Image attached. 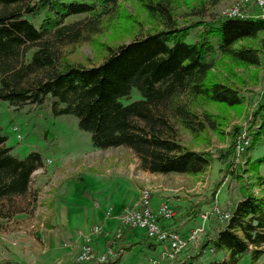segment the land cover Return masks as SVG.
<instances>
[{
	"label": "trees",
	"instance_id": "1",
	"mask_svg": "<svg viewBox=\"0 0 264 264\" xmlns=\"http://www.w3.org/2000/svg\"><path fill=\"white\" fill-rule=\"evenodd\" d=\"M135 1L149 20L146 27L138 19L122 26L127 15L119 14L118 0H0V100L14 109L25 107L26 113L43 108L52 116L72 115L90 134L93 148L126 147L138 168L149 173L195 176L213 159L220 160L223 178L207 200L190 204L185 216L193 219L203 204L212 203L224 178L228 192L236 188L240 197L226 207L229 216L217 218L197 250L177 264H239L246 255L250 264H264V150L255 158L249 156L264 143V103L252 112L251 138L237 163L232 146L211 152L179 140V127L192 135L221 132L208 112L193 106L197 99L229 108L242 105L237 85L244 84V74L226 66V76L217 79L210 70L222 57L232 65L257 67L259 49L241 41L259 37L264 18L219 16L206 21L205 5L220 0H189L187 13L194 18L179 24L172 13L174 0ZM117 14L121 20L113 26L123 35L112 45L102 43L104 56L95 63L69 61L68 47L88 43L119 19ZM38 15L40 21L34 25L30 19ZM73 15L81 17L69 19ZM132 89L139 98L123 104L120 99L128 98ZM5 141L0 127V225L15 223L18 214L26 220L32 217L38 187L31 186V173L44 160L39 150L19 157ZM53 215L54 207L43 221L45 230L53 227ZM36 230L31 234L39 239ZM142 234L133 242H109L116 252L122 251L109 263L118 264L123 253L142 243L152 249V239ZM205 249L213 255L200 259Z\"/></svg>",
	"mask_w": 264,
	"mask_h": 264
},
{
	"label": "rangeland",
	"instance_id": "2",
	"mask_svg": "<svg viewBox=\"0 0 264 264\" xmlns=\"http://www.w3.org/2000/svg\"><path fill=\"white\" fill-rule=\"evenodd\" d=\"M118 1L119 14L127 15H123L122 26L126 27L129 23L134 22L133 19L140 20L142 24H145V27L149 25L145 12L135 0ZM174 1L172 13L179 24H184L192 17L187 13L186 5L189 0ZM234 10L235 15H231ZM204 11L206 21L214 20L219 16L241 18L254 15L264 18V5L257 3L256 0H220L214 6L205 5ZM116 16L119 19L111 21L109 27L94 34L88 43L68 47L66 56L70 59L69 61L89 59L95 63L104 56L102 43L112 45L118 36L123 35H117L119 28L113 26L115 22L121 20L119 17L121 15L117 14ZM79 17L81 15H73L69 19ZM40 18V15L34 16L30 21L37 25ZM134 25L137 26V24ZM129 31L131 32V30ZM190 38L188 37V39ZM241 43H247L259 49L257 67H239L232 65L226 57H222L210 72L219 79V75L226 76L227 72L224 68L229 66L234 72L244 74V84L237 85V89L240 88L243 96L242 105L229 108L197 99L193 102V106L197 108L198 112H208L214 120V124L219 125L218 128L221 129V132L205 130L192 135L179 127L181 144L196 150L204 149L211 152L228 149L232 146L235 163L241 161V152L251 138L249 129L253 127L250 123L252 112L256 109L257 104L264 103V32L255 39L242 40ZM138 98L139 93L132 89L128 98H121L120 101L125 104ZM25 109V107L14 109L7 102L0 100V127L2 133L6 135L5 144L11 147V152L19 157L25 156L30 150H39L44 160L43 165L31 173V186H38L32 217L26 220L23 214H18L14 217L15 223L7 225V222V224L0 225V264H110L109 261L122 251L119 249L116 252L108 243L113 239L114 245L119 241L127 242L123 236H120L119 229L128 231V228H132L144 233L140 229L123 225L121 217L126 208L136 205L139 194L145 190L148 191L150 207L151 199L156 198L158 203L166 201L171 209L172 216L156 219L161 229L173 230L182 238H186L188 233L198 226L201 227V231L196 234L194 240L186 242L171 259L162 256L164 245L157 242L160 245L157 254L147 256L146 247L131 249V251L123 253V258L118 264H177L183 257L197 250L203 235L214 228L217 218L225 219L229 216L226 207L229 206L230 201L240 197L236 188L230 193L228 192L225 185L227 178H224L215 192L214 201L203 204L201 213L193 219H188L185 213L190 204L207 200L215 183L223 178V163L220 160L213 159L205 172L195 176L173 172L149 173L138 168L136 157L126 147L93 148L90 134L77 126L74 116H52L47 114L43 108L26 113ZM14 127L15 130H13ZM16 133L20 135L19 139H17ZM263 150L264 143H259L249 152V156L255 158L261 155ZM36 178L40 181L34 184ZM114 181L120 182L126 188L117 187V190L112 192ZM248 181L246 178L245 182L248 183ZM106 184H108L106 195L110 194L109 203H115L116 198L118 202H126L129 192L132 190L137 192L134 201L126 203L119 211L112 229L105 228L104 223L99 220L109 215L111 210L110 206L109 210L106 209L104 198L101 201L98 194L100 187ZM251 192L257 194L255 188L251 189ZM214 206L225 212V217L215 216L212 211ZM52 207L54 210L60 208V212L64 211L67 214L68 226L80 227L68 231L75 238L72 244H68L66 239L58 235L57 239L52 240L50 234L43 228L45 216L49 215ZM92 212L96 214V217L92 216ZM202 214L206 215L203 221L200 218ZM163 219L170 222L169 227L160 226L159 220ZM94 227H97L96 231H93ZM35 228H37L36 233H39V239H35L31 234ZM142 235H139V238ZM86 238L92 248L93 257L87 261H78L76 260L77 254ZM64 241L67 245L62 244ZM152 241L154 240L152 239ZM143 244L145 245V243ZM107 248H112L115 256L108 257L105 262H98L97 255L103 253ZM136 255L141 256L139 262L133 261L136 260L134 258ZM212 255L213 253L209 249H205L200 259L209 258ZM247 258L246 255L239 264H250ZM262 261L263 258L258 262Z\"/></svg>",
	"mask_w": 264,
	"mask_h": 264
},
{
	"label": "built area",
	"instance_id": "3",
	"mask_svg": "<svg viewBox=\"0 0 264 264\" xmlns=\"http://www.w3.org/2000/svg\"><path fill=\"white\" fill-rule=\"evenodd\" d=\"M257 3L264 5V0H256ZM235 15V10L233 14ZM15 130V127L13 128ZM17 139L20 138V135L16 133ZM48 162V161H47ZM148 191L145 190L139 194L136 205L133 207H128L124 210V213L121 217L123 225L134 227L143 231L149 238L153 239L156 242L163 243L164 252L162 256L166 259L173 258L174 254L178 252L188 241L195 239L196 234L201 231V227L198 226L193 228L186 238H182L177 232L173 230H164L161 229L156 219L158 217L169 218L172 216L171 209L166 201L160 202L155 208H151L149 205ZM215 216L225 217V212L220 211L217 206H214L212 209ZM201 220L203 221L206 218L205 214L200 215ZM97 227L93 228V231H96ZM92 248L88 243V239H84V244L81 246L76 260L78 261H87L93 257ZM115 252L112 248H107L103 253L97 255L96 259L98 262H105L108 257H114Z\"/></svg>",
	"mask_w": 264,
	"mask_h": 264
},
{
	"label": "crops",
	"instance_id": "4",
	"mask_svg": "<svg viewBox=\"0 0 264 264\" xmlns=\"http://www.w3.org/2000/svg\"><path fill=\"white\" fill-rule=\"evenodd\" d=\"M39 181H40V179L36 178L33 183L35 184V183H37ZM114 182L115 183H114V187H113L112 192L116 191L117 187H122L123 189L126 188L124 185H121L120 182H118V181H114ZM107 186H108V184H106L103 187H100L101 189L98 191V194L100 196L101 201L104 198V203L106 204L105 205L106 209L109 210L108 208L110 206L111 210H110L109 215L105 216L104 219H99V220L104 223L105 228L112 229L114 227V223L116 222V218H117V215H118L119 211L122 210L123 206L126 203L134 201V199L137 196V192L135 190H132V192H129L128 196H127L128 201H126V202H123V203L122 202H118V199L116 198L117 201L115 203H109L108 201H109L110 194L106 195ZM34 187H38V186H34ZM85 195L87 196V192H86ZM131 197H132V199H131ZM158 202L159 201H157L156 198L151 199V201H150L151 207L153 208L154 206H156V204H159ZM100 204H101V202H100ZM91 214H92L93 217H96V214H94L93 212ZM66 215L67 214L64 211L60 212V208L59 209L55 208L54 215H53V217L51 219V223L53 224V227L51 229H48V230H45V231H47L50 234V236L52 237V240L57 239L56 236L58 235V236H60V237H62L64 239H66L68 244L69 243L72 244V242H74L73 240L75 238H74L73 234L69 233L68 231H69V229H72V228L75 229V228H80V227L79 226L78 227L68 226V221H67ZM159 224H160V226L166 228V227H169L170 222L168 220H164L163 219V220H159ZM118 232H121L120 236H123L124 240L126 239L127 242H133V241L138 240L139 239V235L142 234V232H140L139 230L131 229V228L128 231H124L122 229H119ZM37 236L39 237V233L37 234ZM66 241H64L62 244H66L67 245ZM150 241H151V243H154L155 246L152 249L146 248V251H147L146 255L147 256L157 254L158 251H159V248H160L159 243H157L155 241H152V240H150ZM144 247H145V245L142 243L140 245L135 246L132 249H138V248H142L143 249ZM124 254H122L120 262H121ZM139 256L136 255V257H134L136 260H133V261L139 262L140 258H141V256L140 257Z\"/></svg>",
	"mask_w": 264,
	"mask_h": 264
}]
</instances>
